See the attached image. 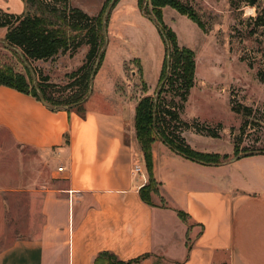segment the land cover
<instances>
[{"label": "crops", "instance_id": "0c3cea01", "mask_svg": "<svg viewBox=\"0 0 264 264\" xmlns=\"http://www.w3.org/2000/svg\"><path fill=\"white\" fill-rule=\"evenodd\" d=\"M166 7L163 18L172 28ZM118 16L131 28L130 40L110 33L84 113L53 110L32 94L0 84V128L17 143L38 149L53 167L51 185L39 190L36 231L0 251V264H95L103 252L138 260L134 264H264V153L210 164L186 158L157 138L152 157L159 192L151 203L142 198L149 173L137 137L136 107L154 95L166 49L149 19L126 7L116 21ZM113 22L110 16V32ZM112 37L134 50L123 51L109 66L113 72L105 73ZM120 59L123 64L114 63ZM132 59L140 66L143 92L133 99L116 90V83L127 79L125 62L137 65ZM182 136L199 152L231 154L210 149V140L221 137L193 128ZM134 164L140 172H133Z\"/></svg>", "mask_w": 264, "mask_h": 264}, {"label": "rangeland", "instance_id": "374dc122", "mask_svg": "<svg viewBox=\"0 0 264 264\" xmlns=\"http://www.w3.org/2000/svg\"><path fill=\"white\" fill-rule=\"evenodd\" d=\"M182 1L194 7L207 29L204 32L186 15L170 6L165 8L164 13L172 28L177 31L180 42L196 53L195 84L185 103L183 118L188 122L197 119L213 126L221 123L225 127L220 140H210V149L231 152L227 158L219 159L221 161L231 160L244 152L264 150V84L258 76V71L264 69V29L259 28L256 33L250 34L254 24L250 19L251 15L245 18L244 7L243 10H236L231 6L230 0ZM70 2L90 15H98L104 7L107 10L113 4L110 0ZM0 7L9 11L23 9L24 12L32 11L46 17L50 16L38 5L33 6L26 0H0ZM122 7L144 16L137 0L131 4L120 0L110 12L115 22L111 27L112 32L107 25L108 41L110 33L112 36L125 39L126 42L130 40L131 28L122 25L120 15L116 21ZM252 9L255 10L256 16V9ZM5 35L6 30L0 29L1 68L22 75L29 84L28 88H32L34 79L42 81L46 77L48 80L42 82H46L47 94L55 98H66L78 92V87H69L70 80L67 74L84 63L87 45L81 46L72 55L66 52L53 59L29 63L17 50L7 46ZM111 45L113 49L104 68L105 73L113 72L109 66L117 56L124 55V52L128 55V52L134 50L130 44L113 37ZM123 60L114 63L123 64ZM129 64L125 62L127 79L118 81L116 90L120 94L132 96L133 99L142 96L143 92L139 79L140 66L134 59L131 60V64L137 65ZM131 70H134L135 76L131 74ZM152 77L153 74L150 75V80L148 78L150 83ZM152 93L155 94L154 91ZM91 95L92 93L88 99ZM172 98V94H169L168 102ZM174 98L175 102H179L178 97ZM232 98L251 106L252 114L244 116L233 111ZM233 146L236 152L233 151ZM52 169L48 158L38 149L17 143L6 128H0V251L10 247L18 237L36 231L39 190L51 185ZM194 236V231L188 233L189 244ZM167 261L160 262L166 264Z\"/></svg>", "mask_w": 264, "mask_h": 264}, {"label": "trees", "instance_id": "16d2710c", "mask_svg": "<svg viewBox=\"0 0 264 264\" xmlns=\"http://www.w3.org/2000/svg\"><path fill=\"white\" fill-rule=\"evenodd\" d=\"M110 1H113L111 8L106 10L104 7L98 15H90L83 9L73 6L70 0H26L27 3L33 6L38 5L46 11L50 15L48 17L32 11L13 13L0 7V29L6 30L5 43L17 50L29 63L53 59L66 52L72 55L81 46H88L84 63L67 74L70 80L69 87H78L79 90L66 98H55L47 94L46 82H42L48 80L46 77L42 81L34 79L32 88H28L29 84L22 75L4 67H0V84L32 94L53 110L76 109L84 113L85 103L93 91L94 79L105 58L110 12L120 0ZM230 4L236 10H243L242 6L256 9V16L250 17L254 22L250 34L256 33L259 28L264 29V0H230ZM138 6L142 9L143 15L149 18L158 29L166 49L155 94L144 96L136 107L137 137L149 173L148 184L141 189V196L151 203L152 194L159 192L158 182L153 173L152 157V144L157 138L178 154L198 162L220 164L226 161L219 159L227 158L229 155L199 152L193 149L182 136L185 130L193 128L198 133L220 138L223 125L218 123L213 126L197 119L194 122H188L182 118L185 103L195 84L196 53L191 48L179 45L176 32L164 21L163 8L170 6L176 9L205 32L207 29L202 18L194 7L182 0H138ZM258 76L264 84V69L258 71ZM146 87L143 83V88L146 89ZM169 94L173 97L170 102L167 100ZM174 97H178L179 102H175ZM231 104L232 110L238 114L249 116L253 112L251 106L237 102L234 98L231 99ZM246 123L247 121L244 125ZM254 153H264V150L244 152L239 155ZM178 214L185 219L184 212L179 210ZM137 261H122L113 253L103 252L95 259V264H134Z\"/></svg>", "mask_w": 264, "mask_h": 264}, {"label": "clouds", "instance_id": "9594fccd", "mask_svg": "<svg viewBox=\"0 0 264 264\" xmlns=\"http://www.w3.org/2000/svg\"><path fill=\"white\" fill-rule=\"evenodd\" d=\"M244 7V17H248L249 15L255 16V10L252 8H248L247 6H242Z\"/></svg>", "mask_w": 264, "mask_h": 264}, {"label": "built area", "instance_id": "2783aa9c", "mask_svg": "<svg viewBox=\"0 0 264 264\" xmlns=\"http://www.w3.org/2000/svg\"><path fill=\"white\" fill-rule=\"evenodd\" d=\"M132 170H133V172H140L141 171V166L139 164H134Z\"/></svg>", "mask_w": 264, "mask_h": 264}]
</instances>
